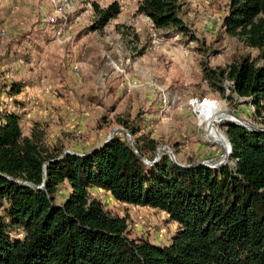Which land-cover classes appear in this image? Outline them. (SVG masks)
Wrapping results in <instances>:
<instances>
[{
    "label": "trees",
    "instance_id": "obj_1",
    "mask_svg": "<svg viewBox=\"0 0 264 264\" xmlns=\"http://www.w3.org/2000/svg\"><path fill=\"white\" fill-rule=\"evenodd\" d=\"M183 4L138 0L136 14L163 37L199 44L181 16ZM91 7L89 31L103 30L122 12L117 1ZM221 28L251 53L225 67L201 60L202 81L222 96L231 82L225 98L247 99L251 116L263 121L264 0H228ZM24 86L12 82L0 91L11 99V109L5 102L0 113V264H264L263 127L225 123L232 164L215 169L180 162L176 145L177 163L165 151L153 162L160 146L138 115L114 117L131 141L120 131L89 150L65 153L67 135L49 141L47 122L30 121L23 132ZM92 189L165 213L176 225L169 244L130 238L127 219L106 209Z\"/></svg>",
    "mask_w": 264,
    "mask_h": 264
},
{
    "label": "rangeland",
    "instance_id": "obj_2",
    "mask_svg": "<svg viewBox=\"0 0 264 264\" xmlns=\"http://www.w3.org/2000/svg\"><path fill=\"white\" fill-rule=\"evenodd\" d=\"M113 1H118L122 6L121 14L103 30L88 33L93 22L91 3L96 2L101 7H105ZM72 2L78 9L77 13L81 15V22L76 26L78 27L76 40H86L85 48L82 49L84 54L82 59L85 60L92 55L97 57L98 65L96 67L93 63H89L93 69H98L95 70L96 72L85 71L84 79L89 82L86 90L83 84L82 91L78 90V86L76 87L77 83L70 67L73 63L72 58L66 56L70 51L58 45L63 42L57 43L53 39L55 41L53 43L50 40L53 35L50 28L45 27L44 30L38 28L40 25L38 9L44 7L50 12L47 0H0V29L5 28V36L0 35V91L14 79L28 81L27 79L30 78L27 77H31L32 82H36L39 76L46 75L49 91L41 94L44 105L40 107L46 106L51 111L46 116L37 113L36 118L41 116L49 122L48 131L52 139L56 135H67L66 145L69 151L79 152L101 144L114 127H121L114 123L115 115L129 120L138 115L140 119L143 118L145 128L152 133L160 147H169L173 153V146H177V159L180 162H206L212 167L218 166L223 160L224 164H232L230 156L225 153L226 149L219 143L210 141L207 135V132L210 135L211 131L215 132L217 129L225 136L223 125L229 121L222 120L219 124H215V129L207 130L206 122H198L192 108L189 109L187 105L195 98L199 100L206 98L218 103V107L214 108L212 105L215 113L211 120L209 115L207 125L224 118L227 112L255 128H264V118L260 121L251 116L253 111L247 99L236 97L234 100L226 99L225 96L230 92L229 87L223 86L226 95L222 96L212 92L201 78L199 68L201 60L212 68L225 67L234 57L250 52L237 39L225 35L222 31V19L227 11L228 0H199L196 5L192 0H184L181 16L191 33L204 45L202 46L204 50L200 54L195 52L200 43H188L189 40L184 37L173 40L170 35L165 37L160 49L151 50L150 35L155 31L143 16L136 14L138 0H72ZM207 17L213 18L210 20ZM205 20L209 21L208 26L204 24ZM36 32L40 33V37H45L40 45L46 46V50L41 53L43 57L34 59L43 63L41 67L44 69L39 73L35 70V65L38 63H30L29 60L26 61V56H21L27 55L25 51L28 50L20 48L18 52L16 47L27 35L36 37ZM7 48L9 50L12 48V53H7ZM186 48L188 54L184 52ZM97 53L99 56L95 55ZM254 54L252 52V55ZM127 58L131 60L130 68L128 66L120 68H124L129 76L134 75L138 69L143 70L144 73L139 74L141 79L138 78V74L134 75L135 79H140L142 87L131 92L120 88L119 85L124 77L113 65L114 63L119 66L120 59ZM82 59L79 58L77 61L81 62ZM29 72L31 73L28 74ZM6 74H8L7 79L4 78ZM92 74L95 75V79ZM97 74L105 75V80L102 78L99 82L101 90L94 88L99 77ZM149 75L167 95L178 98L183 104V108L171 119L162 120L158 117V92L147 90L145 78ZM3 96L4 101L7 98L5 94ZM21 98L26 102L27 94L24 93ZM55 99L56 102H53ZM102 117L107 118L102 120ZM230 118L227 116V119ZM109 121L111 123H108ZM151 126L155 127L154 131L150 130ZM23 132L28 133L27 125H23ZM128 140L131 138L129 137ZM225 154L229 156L227 159ZM91 194L99 198L106 209L127 219L130 238H145L158 245L169 244L176 229L174 224L167 220L166 214L118 203L109 195L95 190H91ZM134 223H140L141 227L135 228Z\"/></svg>",
    "mask_w": 264,
    "mask_h": 264
},
{
    "label": "built area",
    "instance_id": "obj_3",
    "mask_svg": "<svg viewBox=\"0 0 264 264\" xmlns=\"http://www.w3.org/2000/svg\"><path fill=\"white\" fill-rule=\"evenodd\" d=\"M47 2H48V5L50 6V12H48L47 9H45L44 7H40L38 9L37 14H38L40 24L45 26V27L50 28V30L53 33V39L56 42H64V41L69 42V41H71L72 37L69 34L81 22V15H79L77 13L78 9L73 4L72 0H47ZM121 10H122V6H121ZM207 18H209L211 20L213 17H211V18L207 17ZM204 24L206 26H208L209 21L205 20ZM0 35L5 36V28L4 27L0 29ZM165 39L166 38L161 36L159 33H156V32L152 33L150 35L151 50L160 49L161 43ZM173 40H178V36H174ZM184 52H185V54H188L187 48L184 49ZM125 62L128 64L129 60H126ZM120 64L121 65L117 66L113 63L115 68L124 77L121 80V83L119 85L120 88H122L126 92H131V91H134L136 89L141 88L142 87L141 81L139 79L129 78L127 76V74L125 73V69L120 68L121 66H123L122 63H120ZM70 67H71V70L73 72V75H74L75 81L77 83L78 89L80 91H82L83 82H82V77L80 74L81 64L78 62H73V63H71ZM148 86H149V89L151 92H153V91H155L156 93L158 92V101H159L158 117H160V119H162V120L163 119H171L173 117V115L178 110L183 108V104L179 101L178 98L171 97V96L167 95L163 91V89L161 87H159V85H157L155 82L151 81L150 83H148ZM223 86H227L230 89L233 88L231 82H225ZM48 91H49V87L48 88L46 87L45 90L43 89V92H38V94L33 99H31L28 106L23 110V112H24L23 121H28L37 112L42 113L44 116L48 115V113L50 112V109L47 107H43V108L40 107L41 100H42L41 94L47 93ZM5 102L8 104V110L11 109V99H5L4 103L0 104V113L3 112V110L7 107V105H5ZM208 102H215V101H210L206 98H202L200 100L195 98V99H191L187 103V105L189 106V109H190V107L192 108L193 113L196 115V117L198 118V122H200V123L206 122L204 114L206 112H208V108L207 107L204 108V106ZM200 106H202V107H200ZM85 115H87V113H85ZM220 122L221 121H215L212 125L215 126V124H217V123L219 124ZM119 128L122 129L120 131L124 132L126 134V136H128V138L130 137L129 134L126 133L122 127H119ZM154 128L155 127L151 126L150 130L154 131ZM120 131L115 132L114 135ZM207 135H208V133H207ZM224 138L226 139V144H227L228 140H227L226 136H224ZM129 141H131V140H129ZM156 151H159V155H158V157L155 155L153 162H155L159 159L160 153L162 151H165L167 153V155L169 156V152L171 151V149L169 147L164 146V147H159ZM225 151L228 152V149L226 148ZM148 209H150V208H148ZM133 226L135 228H140L141 224L140 223L139 224L134 223Z\"/></svg>",
    "mask_w": 264,
    "mask_h": 264
},
{
    "label": "crops",
    "instance_id": "obj_4",
    "mask_svg": "<svg viewBox=\"0 0 264 264\" xmlns=\"http://www.w3.org/2000/svg\"><path fill=\"white\" fill-rule=\"evenodd\" d=\"M192 2H194V5H196L197 3L196 2H199V0H192ZM143 18H145V17H143ZM146 19V18H145ZM147 20V19H146ZM148 22H149V24H151L150 23V21L149 20H147ZM78 26V25H77ZM38 28L40 29V30H44V29H46L43 25H38ZM37 28V29H38ZM78 27H75L74 28V31H71V33L69 34V35H71V37H72V40H71V42H68V41H64L63 43H58V45L59 46H63L64 48H66L67 49V51H70V53H71V55H69V54H67L66 56L67 57H70L71 56V58H72V62H79V61H77V60H79V58L80 59H82L83 57H84V54L82 53V49H83V47L85 46L84 44H85V42H86V40H76V37H75V34H76V29H77ZM39 31V30H38ZM51 31V30H50ZM52 32V31H51ZM37 33V35H36V37H31V36H29V35H27L26 37H24V39L23 40H21V42H20V45H22V47L20 46V45H17L16 47H17V50H18V52H20L19 51V49L20 48H23V49H25V50H28V51H25L26 52V54L27 55H25V54H22L21 56L22 57H25L26 56V58H27V60L26 61H30V63L31 62H34V63H38V64H36L35 65V70H36V72L37 73H39V72H41L44 68H42L43 66H42V64L43 63H39V62H36L34 59H36V58H39L40 56L41 57H43V55L41 54L42 53V51H45L46 50V46H42V45H40L41 43H43V41H44V38L45 37H40V33L39 32H36ZM88 33H90V31H88ZM53 34V33H52ZM86 37H88V35L86 36ZM50 40L54 43L55 41H53V35L50 37ZM33 48H32V47ZM31 47V48H30ZM12 48H14V47H12ZM12 48L9 50V48H7L6 49V51H7V53H12L11 52V50H12ZM35 48H38L39 50H36ZM45 48V49H44ZM85 48V47H84ZM44 49V50H43ZM84 50V49H83ZM36 54L35 56L33 55V54ZM101 54H103V53H101ZM95 55H97V56H99V54L97 53V54H95ZM11 56H12V54H11ZM104 57V56H103ZM9 58V57H8ZM92 58H93V60H92ZM96 58L97 57H92V55H90V57H87L85 60H83L82 59V61L81 62H79L80 64H81V68H80V74H81V77H82V82H83V84H84V88H85V90L87 89V85H88V83L87 82H89V81H86L85 79H84V75H85V71H88V72H90V71H93V72H96L97 71V69L98 68H96V69H93V67H92V65H89V63L91 62V63H93L96 67H98V65L96 64L97 62H96ZM100 59H102V57L100 58ZM39 60V59H38ZM126 60H129V62H128V64L125 62ZM19 62H21L20 61V59H19ZM64 62V61H63ZM68 63V62H67ZM120 63H122V65L124 66V68H127V66H128V68H130V64H131V60L129 59V58H127V59H125V60H122V59H120ZM126 63V64H125ZM104 64V63H103ZM33 64H31V66H32ZM42 66V67H41ZM105 67V66H104ZM96 70V71H95ZM134 70H136V67L134 68ZM31 72H29L28 74H30ZM125 73L127 74V76L129 77V78H132V79H135V77H134V75H136V74H138V78H140L141 79V73L142 74H144L143 73V70H141V69H138V71H136V73H134V75L132 74V75H130L129 76V74L125 71ZM140 74V75H139ZM200 74H201V72H200ZM93 75V74H92ZM5 77L4 78H8V74H6V75H4ZM95 75H93V77H94ZM97 76H99L98 78H97V80H96V82H95V84H94V88H95V90L96 89H100V87H101V85L99 84V82H101V79L103 78L104 79V76L105 75H99V74H97ZM145 76H146V74H145ZM27 78H30V79H27L28 81H26V80H24V81H18V80H16V79H14L12 82H21V83H23V84H25V86H24V90H23V93L18 97V99H23V98H21V96L24 94V93H26L27 94V98L25 99L26 100V107L28 106V104H29V102L31 101V99H33L37 94H38V92H41L42 91V89H46V87H47V77H46V75H44V74H42L41 76H39L38 77V79L39 80H37L36 82H32V79H31V77H27ZM149 78H151L150 77V75H149V77H147V78H145L147 81H146V85L148 86V83H150L151 81H153L152 80V78L151 79H149ZM84 79V80H83ZM94 79H95V77H94ZM139 79V80H140ZM149 79V80H148ZM105 80V79H104ZM12 82H10V83H12ZM31 82V83H30ZM98 83V84H97ZM51 86V85H50ZM76 87H77V85H76ZM149 87V86H148ZM147 87V90L148 91H150V89ZM78 88V87H77ZM79 90V89H78ZM101 90V89H100ZM3 94L4 93H2L1 95H0V101L1 102H3V98H4V96H3ZM41 99H42V97H41ZM44 100L42 99L41 100V105L43 106L44 104H42V102H43ZM53 102H56V99L55 100H53ZM59 103V102H58ZM61 104H63V102L61 101ZM44 107H46V106H44ZM48 108V107H47ZM51 111V110H50ZM37 113H39L41 116H44L42 113H40V112H37ZM36 113V114H37ZM36 114L31 118V119H29L28 121H24V123H23V125H27L28 126V128L30 127L29 125V123H30V121H39V122H47L48 123V126L50 125L49 124V122L48 121H46V119H44V117H42L41 118V116H39V117H37L36 118ZM59 136L58 135H56V137L54 138V139H52L51 138V136H50V133H49V141H54L56 138H58ZM89 143L87 142L86 143V145H88ZM93 147V146H92ZM92 147H90V148H85L83 151H86V150H89V149H91ZM92 190H95V191H98V192H101L100 190H98V189H92ZM125 205V204H124ZM153 210V209H152ZM163 214H165V213H163ZM174 226H175V229H176V225L174 224ZM174 229V230H175ZM173 232H175V231H173Z\"/></svg>",
    "mask_w": 264,
    "mask_h": 264
},
{
    "label": "water",
    "instance_id": "obj_5",
    "mask_svg": "<svg viewBox=\"0 0 264 264\" xmlns=\"http://www.w3.org/2000/svg\"><path fill=\"white\" fill-rule=\"evenodd\" d=\"M228 115H230V117H231L230 119H227L230 123H233V124H236V125L242 126V127L246 128L247 130H258V128H255L254 126H252V125H250V124H248V123H245V122H243V121L238 120L234 115H231V114H229V113H228ZM120 130H122V129L119 128V127H114V128L111 130V132H110L109 136L107 137V139L105 140V142L108 141V140H110V139L114 136V133L117 132V131H120ZM227 144H228V145H227V146H228V152H227V154H228V155H231V146H230V143L228 142ZM70 152H71V151H66L65 153H70ZM155 155L158 157V155H159V151H156V152H155ZM169 157H170V159H171L174 163H177L176 160H175V157H174V155H173V153H172L171 151L169 152ZM224 162H225V161L223 160V161H221V163H219L218 166H213V167L207 165L206 162H205V163H199V164L215 169V168H217V167H219V166H221V165H224ZM178 165H179V164H178ZM179 166L184 167L183 165H179ZM45 168H46V166H45ZM42 186H43V184L40 186V188H41Z\"/></svg>",
    "mask_w": 264,
    "mask_h": 264
},
{
    "label": "bare ground",
    "instance_id": "obj_6",
    "mask_svg": "<svg viewBox=\"0 0 264 264\" xmlns=\"http://www.w3.org/2000/svg\"><path fill=\"white\" fill-rule=\"evenodd\" d=\"M212 105L214 106V108L215 107H218V103H216V102H208L205 106H204V108L205 107H207L208 108V112H206L205 114H204V116H205V120H206V126H207V130L208 129H212V128H214L215 129V127L212 125L214 122H210V123H208V125H207V119H208V117H209V115H210V120H211V117L213 116V113H215V111H213V107H212ZM200 107H202V106H200ZM227 116H230V115H228V113L226 112V114H225V116H224V118H220V120H218V121H222V120H227ZM208 133V132H207ZM210 135H211V137H210ZM209 135V133H208V137H209V139L211 140V141H213V142H215V143H219L220 145H222L225 149L227 148L228 149V146H227V144H226V139L224 138V136L222 135V134H220L216 129H215V132H212L211 131V134ZM220 138H219V137ZM213 138V139H212ZM216 141H218V142H216ZM224 143V144H223ZM225 145H226V147H225ZM225 153L227 154V151H225ZM225 154V159H227L229 156L228 155H226Z\"/></svg>",
    "mask_w": 264,
    "mask_h": 264
}]
</instances>
